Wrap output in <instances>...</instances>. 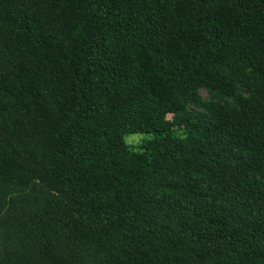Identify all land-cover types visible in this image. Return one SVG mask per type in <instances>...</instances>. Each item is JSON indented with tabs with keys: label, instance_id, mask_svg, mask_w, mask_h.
<instances>
[{
	"label": "trees",
	"instance_id": "16d2710c",
	"mask_svg": "<svg viewBox=\"0 0 264 264\" xmlns=\"http://www.w3.org/2000/svg\"><path fill=\"white\" fill-rule=\"evenodd\" d=\"M0 264H264V0H0Z\"/></svg>",
	"mask_w": 264,
	"mask_h": 264
},
{
	"label": "rangeland",
	"instance_id": "374dc122",
	"mask_svg": "<svg viewBox=\"0 0 264 264\" xmlns=\"http://www.w3.org/2000/svg\"><path fill=\"white\" fill-rule=\"evenodd\" d=\"M198 96L200 97V99L204 102L205 105L211 106V104H223L224 102L222 101H218L216 99L211 98L204 90L200 89L198 91ZM208 106H206V109L208 110ZM192 108H194L193 106H191ZM140 137L138 135H133V136H129L124 138V142L128 145H132V146H136L139 141H140Z\"/></svg>",
	"mask_w": 264,
	"mask_h": 264
}]
</instances>
